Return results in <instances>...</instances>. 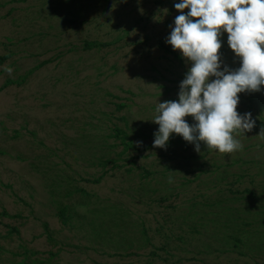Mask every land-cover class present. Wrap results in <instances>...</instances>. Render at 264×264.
<instances>
[{
    "label": "rangeland",
    "instance_id": "1",
    "mask_svg": "<svg viewBox=\"0 0 264 264\" xmlns=\"http://www.w3.org/2000/svg\"><path fill=\"white\" fill-rule=\"evenodd\" d=\"M159 1L0 0V264H264V0Z\"/></svg>",
    "mask_w": 264,
    "mask_h": 264
},
{
    "label": "trees",
    "instance_id": "2",
    "mask_svg": "<svg viewBox=\"0 0 264 264\" xmlns=\"http://www.w3.org/2000/svg\"><path fill=\"white\" fill-rule=\"evenodd\" d=\"M164 1H166V0H160L159 2L161 3ZM112 44H113V41H101V40L95 39V40H86L84 46L86 49H91V48H104V47H108ZM159 46L163 50H165L166 52L172 53L176 57L180 58V55L176 51H174L169 45L165 44L162 40L159 41ZM3 60H4V57H0V62H2ZM15 83L21 84V82L18 80L11 79V78L7 79L0 86V91L4 90L7 86L15 84ZM123 106H124V104H119V108H121ZM263 126H264V119L263 118L250 117L248 120L241 121L233 127L226 126L225 127L226 134L223 136V138L229 139L232 134L239 131L241 128H258V127H263ZM114 135L117 136L121 140V144L124 145V149H123L124 151H128L132 148V149L141 153L149 147L148 145L141 147L138 144H136L134 142V140L132 139L131 135L128 133V131L124 128L119 127V126L115 127ZM108 161H106L105 163H107ZM101 179H102V175L98 178H94V179L87 178L86 180L87 181H93V182H100ZM66 210H67L66 208H62L60 210V215L62 216V218L65 222L67 221ZM0 216L10 217L12 215L7 210H3V211H0Z\"/></svg>",
    "mask_w": 264,
    "mask_h": 264
}]
</instances>
